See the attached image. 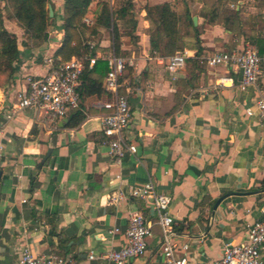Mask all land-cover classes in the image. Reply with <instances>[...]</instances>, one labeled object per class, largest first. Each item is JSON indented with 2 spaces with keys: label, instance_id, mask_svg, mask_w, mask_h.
<instances>
[{
  "label": "crops",
  "instance_id": "crops-1",
  "mask_svg": "<svg viewBox=\"0 0 264 264\" xmlns=\"http://www.w3.org/2000/svg\"><path fill=\"white\" fill-rule=\"evenodd\" d=\"M125 1L94 0L86 18L94 24L107 5L117 9ZM205 1L134 0V20L119 21L121 55L136 58L123 92L132 111L126 135L137 147L120 164L101 129L107 94L85 98L86 117L74 127L67 125L69 116L67 122L51 120L30 108L8 118L27 76L44 74V58L54 56L62 43L65 0H50L53 16L44 42L33 41L15 20L3 16L5 28L21 40L14 74L0 84V264L14 263L26 246L34 254L64 256L69 264H115L105 255L126 244L133 212L153 223V235L146 251L126 264H166L151 203L135 197L113 200L119 191L149 179L171 197L175 255L185 256L187 264H212L225 243L247 240L248 225L264 207V122L245 108L264 93V75L257 86L241 90L238 66H210L207 59L220 51L263 53L264 4L231 1L229 6L240 10L239 30L233 33L221 19L205 21ZM163 2L172 3L184 19L187 13L197 16L194 25L201 32L200 53L191 34L184 38L189 56L177 73L159 62V56L170 55L150 45L146 6ZM134 22L136 42L128 33ZM98 31L96 50L104 60L115 51L113 29L100 26ZM226 76L234 84L218 85Z\"/></svg>",
  "mask_w": 264,
  "mask_h": 264
},
{
  "label": "built area",
  "instance_id": "built-area-1",
  "mask_svg": "<svg viewBox=\"0 0 264 264\" xmlns=\"http://www.w3.org/2000/svg\"><path fill=\"white\" fill-rule=\"evenodd\" d=\"M85 21L90 24L86 17ZM89 45L94 52L85 58L72 57L66 61L55 62L54 56L45 57L47 71L42 75L27 76L26 85L18 93L8 118L19 110L30 108L38 115L46 116L51 120H60L78 109L80 107L78 88L85 68L84 61L87 60L88 65L92 67L99 58L95 49L98 43L89 41ZM188 56L189 50L183 49L167 57L159 56L158 59L167 70L177 73L185 66ZM102 57L108 64V71L103 82L107 98L101 102V106L107 112L101 118V129L108 138L111 157L114 162L120 164L126 153L137 151L136 144L130 142L126 135L132 119V111L128 96L123 92L127 82L122 80L125 71L136 65V58L135 56L118 55L115 51ZM207 63L210 66L220 64L238 66L243 72L239 83L241 90L257 86L259 79L264 75V52L257 49L216 52L208 57ZM228 81L234 84V79L226 76L219 79L218 85L224 87ZM245 112L249 116L257 114L264 122V93L259 94L253 105L246 106ZM2 136L3 129L0 127V159L4 152ZM117 177L120 178L119 175ZM133 197L150 202L158 213L166 264H187L185 256L175 255L174 218L170 209V195L159 192L154 182L149 179L141 185L130 187L128 191H119L113 200ZM247 232L246 241L225 243L222 256L214 260L212 264H264V257L261 254L264 247V207L261 217L248 225ZM152 235L153 223L148 221L143 214L133 212L126 230V244L118 249H111L105 257L115 264H126L131 258H136L146 251L147 239ZM90 258H94L93 252ZM12 264H69V260L56 253L34 254L26 246L20 252L19 258Z\"/></svg>",
  "mask_w": 264,
  "mask_h": 264
},
{
  "label": "trees",
  "instance_id": "trees-1",
  "mask_svg": "<svg viewBox=\"0 0 264 264\" xmlns=\"http://www.w3.org/2000/svg\"><path fill=\"white\" fill-rule=\"evenodd\" d=\"M94 0H65L63 40L54 54L55 62L66 61L72 57L85 58L94 52L90 48L89 41H95L99 36L100 26L113 29V46L115 53L123 54L121 49V37L124 32L120 31V20H134L133 9L134 0H126L117 9H110L108 5L98 16L96 23L88 24L85 21L86 13L90 4ZM231 1L239 0H206L207 7L201 14L205 21L215 23L221 19L226 28L233 33L239 30L240 10L230 7ZM7 10L8 18L15 20L23 28L24 32L35 42H44L48 37V29L51 25L52 16L49 14L48 5L50 0H1ZM264 4V0H260ZM147 19L151 26L148 29L151 48L163 56L172 55L183 50L188 43L184 40L190 34L193 36L194 47L197 53L201 51L200 28L194 25L193 19L187 13L184 19L170 2H163L154 5H147ZM185 20V21H184ZM184 21V22H183ZM183 24L186 28H183ZM136 22L128 31L134 42L137 41L133 31ZM261 51L264 52V46ZM97 49V48H95ZM18 42L16 36L9 32L3 23L2 8H0V76L5 75V80H9L15 71L14 63L18 55ZM85 68L81 75V84L78 88L80 92V107L69 115L67 125L78 126L86 117L84 100L92 95L106 94L103 80L108 71V64L105 60L98 59L92 67L85 60ZM131 72L128 68L122 80ZM3 82H0L2 84Z\"/></svg>",
  "mask_w": 264,
  "mask_h": 264
},
{
  "label": "rangeland",
  "instance_id": "rangeland-1",
  "mask_svg": "<svg viewBox=\"0 0 264 264\" xmlns=\"http://www.w3.org/2000/svg\"><path fill=\"white\" fill-rule=\"evenodd\" d=\"M121 1H122V0H119V3H120ZM249 4H250V5H253V4H254V1H253V0H249V1H247V6H249ZM4 5H5V3H4ZM4 5H3V2H1V0H0V8H2V11H3V10L6 11V13L3 14V16H7V18H8L7 10H5ZM249 10H250V8H249ZM3 23H4V19H3ZM120 23H121V28H122L123 30H125L127 27H125V25H124L122 22H120ZM9 32H10V31H9ZM13 35L16 36L15 34H13ZM16 38H17V42H20L21 39H18V37H16ZM4 80H5V75L0 76V82H4Z\"/></svg>",
  "mask_w": 264,
  "mask_h": 264
},
{
  "label": "water",
  "instance_id": "water-1",
  "mask_svg": "<svg viewBox=\"0 0 264 264\" xmlns=\"http://www.w3.org/2000/svg\"><path fill=\"white\" fill-rule=\"evenodd\" d=\"M49 14H50V16H53V8L51 7V6H49ZM193 22H194V24H197V16H194L193 17ZM67 118H65L64 119V122H67ZM42 163H44V160H43V162ZM0 179H1V173H0Z\"/></svg>",
  "mask_w": 264,
  "mask_h": 264
}]
</instances>
